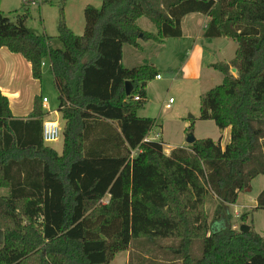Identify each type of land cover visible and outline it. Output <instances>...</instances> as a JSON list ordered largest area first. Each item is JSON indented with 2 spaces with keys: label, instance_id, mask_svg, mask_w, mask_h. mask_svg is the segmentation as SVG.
<instances>
[{
  "label": "trees",
  "instance_id": "trees-1",
  "mask_svg": "<svg viewBox=\"0 0 264 264\" xmlns=\"http://www.w3.org/2000/svg\"><path fill=\"white\" fill-rule=\"evenodd\" d=\"M60 2L56 37L26 25L28 8L13 21L0 6V47L21 53L39 80L49 59L64 119L59 153L43 140V96L23 119L0 92V187L8 189L0 195V264H110L140 240L145 249L171 240L159 246L170 259L139 254L137 264H264V233L212 229L264 174V0H103L84 8L80 35ZM194 12L210 17L205 37L238 44L234 58L213 64L222 82L200 97L199 118L229 127L230 141L199 138L167 154L163 140L149 138L156 118L138 114L159 69L126 67L124 45L143 51V41L182 37V19ZM142 17L156 31L143 29ZM256 200L264 209V188Z\"/></svg>",
  "mask_w": 264,
  "mask_h": 264
},
{
  "label": "rangeland",
  "instance_id": "rangeland-1",
  "mask_svg": "<svg viewBox=\"0 0 264 264\" xmlns=\"http://www.w3.org/2000/svg\"><path fill=\"white\" fill-rule=\"evenodd\" d=\"M29 1V0H28ZM25 5V0H2V9L11 20L16 21L18 15H21L25 10L29 9V16L26 19V25L40 34H48L53 37L58 35V22L61 12L60 0H36L35 3L28 2ZM103 0H67L64 8V17L67 25L76 33L82 34L85 27L84 8L88 4L100 7ZM23 4L25 5L23 8ZM140 25L149 30H154L155 25L146 17H142L139 21ZM56 42H54L55 44ZM171 43V42H169ZM238 47L236 41L232 42L230 47V55L234 56ZM131 46H126V60L131 64L135 58L130 56ZM151 50H146L140 53L139 56L151 60ZM155 57V56H152ZM160 60L161 56H157ZM132 59V60H131ZM46 64L43 66L42 78L39 80L41 84V95L48 98L47 102H43L48 106L49 118L58 120L61 127V132L57 139L47 142V144L54 146L61 153L63 151V128L64 119L60 111H58V93L55 88L54 78L50 72L49 59H45ZM162 79L154 78L148 88L149 95L147 97L146 105L138 110L140 116H152L156 118L157 125L149 133V137L154 140H163L166 149H173L179 146H185L189 143L190 136L199 138L211 137L214 140L219 139L220 128L213 120H201L200 116V99L195 95L194 88H190L189 92L185 91L181 85L185 87L186 82L180 80L176 82L172 80V76L165 69L162 70ZM220 73V74H219ZM219 79L216 76L212 81V85L208 88L220 84L223 80V73L219 72ZM236 73V72H233ZM218 79V81H216ZM214 82V83H213ZM184 89V95H182ZM170 98L175 100L174 103L169 101ZM190 109L186 111V106ZM193 115V116H192ZM194 125L193 131L188 130V126ZM165 150V149H164ZM264 188V174L257 176L252 182V190L250 192L241 193L237 204H227L224 213L214 222L212 229L233 226V228H240L243 225H252L254 230L260 234L264 233V209H256V198L260 191ZM8 194V189L0 187V195ZM107 199V198H106ZM218 205V199L212 194L207 197L206 209L208 211L209 222L215 219V212ZM245 213V214H244ZM244 214V216H243ZM243 216V217H242ZM141 241V240H140ZM140 241L133 242L128 250L119 252L110 264H129L130 260L137 264L138 255H149L160 258V260L167 262L170 256L164 254L163 250L159 249L160 244H167L171 240H159L156 247L145 249ZM200 243H197V248ZM131 264V263H130Z\"/></svg>",
  "mask_w": 264,
  "mask_h": 264
},
{
  "label": "crops",
  "instance_id": "crops-1",
  "mask_svg": "<svg viewBox=\"0 0 264 264\" xmlns=\"http://www.w3.org/2000/svg\"><path fill=\"white\" fill-rule=\"evenodd\" d=\"M209 20L210 17L208 15L199 12L185 15L182 19V37L166 38L162 43L143 41V51H139L131 46L130 49H127L131 52L130 56L135 58L134 60L131 59L135 61L131 64L126 60L127 45H124L123 64L126 67H133L144 63H153L159 69L160 75H162V70L165 69L168 71V74L170 73L172 76V80L176 82L184 80L186 82L185 87L181 84L180 86L185 88L187 92H189L190 88H194L195 95L200 99L201 95L210 89L208 87L212 85L213 79H215L216 76H218L219 79L218 73L220 71L215 69L213 64L229 62L235 56V54L234 56L230 55V47L234 41L233 39L225 36L214 38H207L204 36L205 28ZM141 27L145 30H149L143 26ZM149 31H156V28ZM146 50L154 52L155 54H152V56L155 57L151 56V60L143 56H141V58L137 57L140 53L146 52ZM135 54H137V56ZM157 56H161L160 60ZM45 64L46 61L44 60L43 66ZM155 78L162 79L163 76L160 78L156 76ZM218 79L216 81H218ZM151 81H149L146 86L147 97L149 95L147 87ZM182 88V95H184V89ZM0 92L8 97L12 114L16 118L23 119L30 115L34 107L35 97L41 95L42 92L39 79L33 77L31 63L21 53L12 52L7 47H0ZM174 102L175 100L171 101V103ZM42 105L45 111L44 121L50 120V110L48 106L44 103ZM188 109H190L189 105L186 106V111ZM220 130V136H222L221 143L222 146H225L230 141V128L227 127ZM52 147L57 150L56 147ZM164 149L167 154L172 151V148L166 149L165 145ZM236 204L237 202L235 205Z\"/></svg>",
  "mask_w": 264,
  "mask_h": 264
},
{
  "label": "built area",
  "instance_id": "built-area-1",
  "mask_svg": "<svg viewBox=\"0 0 264 264\" xmlns=\"http://www.w3.org/2000/svg\"><path fill=\"white\" fill-rule=\"evenodd\" d=\"M33 3L36 2V0H29ZM158 78L161 77L160 74L157 75ZM136 99H138V96L135 97ZM48 98L47 97H43V102H47ZM169 101H173V98H170ZM51 112V111H50ZM61 132V127H60V123L58 120H45L43 123V140L45 142H50L53 141L55 139H57V137L59 136V133Z\"/></svg>",
  "mask_w": 264,
  "mask_h": 264
},
{
  "label": "water",
  "instance_id": "water-1",
  "mask_svg": "<svg viewBox=\"0 0 264 264\" xmlns=\"http://www.w3.org/2000/svg\"><path fill=\"white\" fill-rule=\"evenodd\" d=\"M237 71V69L235 68V67H233L232 68V72H236ZM126 93L127 94H130L131 93V91H132V89H133V86H132V83L130 82V81H126ZM193 116V115H192ZM196 140V138L195 137H193V136H190V138H189V143H192V142H194ZM240 230L241 231H248L249 230V226H247V225H243V226H241L240 227ZM4 241V231H3V229L2 228H0V243H2Z\"/></svg>",
  "mask_w": 264,
  "mask_h": 264
}]
</instances>
